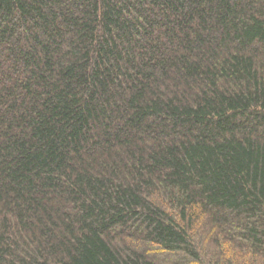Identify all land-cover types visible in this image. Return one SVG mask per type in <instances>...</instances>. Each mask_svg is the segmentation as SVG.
<instances>
[{
    "label": "trees",
    "instance_id": "obj_1",
    "mask_svg": "<svg viewBox=\"0 0 264 264\" xmlns=\"http://www.w3.org/2000/svg\"><path fill=\"white\" fill-rule=\"evenodd\" d=\"M0 264H264V0H0Z\"/></svg>",
    "mask_w": 264,
    "mask_h": 264
}]
</instances>
